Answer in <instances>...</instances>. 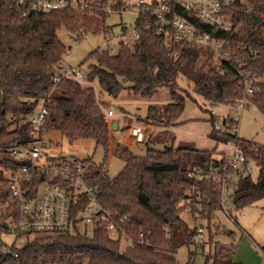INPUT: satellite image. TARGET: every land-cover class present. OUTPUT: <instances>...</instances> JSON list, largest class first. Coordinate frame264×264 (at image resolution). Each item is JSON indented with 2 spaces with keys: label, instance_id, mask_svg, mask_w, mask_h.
<instances>
[{
  "label": "trees",
  "instance_id": "obj_1",
  "mask_svg": "<svg viewBox=\"0 0 264 264\" xmlns=\"http://www.w3.org/2000/svg\"><path fill=\"white\" fill-rule=\"evenodd\" d=\"M249 1L253 9L239 4L227 10L234 23L232 29L206 25L207 31L226 40L225 46L232 54L229 61L217 63L211 50L203 46L178 45L170 52L158 35L148 32L139 39L135 50L124 45H119L115 53L101 48L94 50L87 58L95 63L90 64L85 82L63 79L55 84L54 75L63 68L67 52L58 31L65 28L75 39L88 32L106 34L111 29L106 25V14L82 13L70 8L40 13L29 6L20 9L22 5L15 0H0V180H4L7 170L24 164L11 154L10 147L36 136L45 140V132L51 129L59 130L71 142L93 139L106 155L111 152L125 162L123 170L111 178L103 176L104 165L93 166L88 161L90 158L82 160L98 200L113 210L121 223L116 235L101 224L91 226V230L89 225L82 226L77 216L83 207L77 204L73 227L66 231L16 235L26 237V244L11 246L2 236L12 233L19 211L12 202L9 207H1L11 200V188L3 181L0 184V264H180L177 248L190 243L195 230L190 229L181 215L180 205L187 204L188 192L198 184L203 193L209 194L203 202L205 216L201 217L209 223L214 219L211 215L222 207L218 185L196 182L187 172L194 166L210 169L223 165L228 152L219 151L220 144L237 141L248 162L254 160L259 167L256 179L250 172L239 174L232 195L233 205L241 209L264 197V145L237 138L230 131H216L211 112L210 138L216 143L211 149L187 142L176 144L172 131L180 124L187 99L192 98L190 92L178 93L179 80L192 84L193 92L210 103L234 104L245 98L247 105L256 106L264 114V0ZM241 69L255 78L250 93L245 92L239 75ZM94 80L102 93L116 99L126 90L149 100L161 101L167 94L170 101L149 104L143 119L163 128L154 136L150 134L147 144L162 143L164 149L148 148L140 155L117 139L102 109L109 106L97 98ZM43 103L47 104L49 114L45 129L37 133L28 118ZM223 122L226 125L231 121ZM129 123L130 120L125 128ZM43 179L44 176H38L36 182ZM209 236L213 241L210 227Z\"/></svg>",
  "mask_w": 264,
  "mask_h": 264
},
{
  "label": "built area",
  "instance_id": "obj_2",
  "mask_svg": "<svg viewBox=\"0 0 264 264\" xmlns=\"http://www.w3.org/2000/svg\"><path fill=\"white\" fill-rule=\"evenodd\" d=\"M21 6H29L40 13L74 9L78 12L101 11L103 14L124 12L122 0H15ZM246 5L253 9L249 0H140L133 7L138 19L134 28L123 29V34L116 35L112 29L107 31L104 46L101 49L115 53L119 45H124L135 50L139 39L148 32L158 35L172 52L178 45L203 46L211 50L212 57L217 62L229 61L231 51L226 48V40L206 30V25L218 29L230 30L234 23L231 13L227 10L235 5ZM257 13V11L255 12ZM83 33V31H81ZM84 34V33H83ZM117 43V46L114 44ZM179 54H176V58ZM239 75L244 84L245 92L253 90L255 78L246 70H239ZM63 79L83 81L84 77L79 67H63L54 75L53 81L58 84ZM240 109L247 105V100L235 103ZM106 121L113 130V123L119 118L129 119L128 139L139 143H147L150 138L147 124L140 120L138 115L120 111L115 113L111 108L102 107ZM214 114L213 110L210 111ZM49 108L43 103L37 112L29 116L28 122L37 133L46 127ZM229 121L233 124H215V130L220 132L230 131L237 138L238 116ZM231 151L224 157V164L204 169L201 166L191 167L187 175L197 182L215 183L219 187L221 201L226 218L237 222L236 210L233 205L232 195L234 185L240 173L248 174V157L237 141L230 142ZM46 141L36 136L25 142L17 143L10 147V152L17 159L24 162L18 169L6 171L4 180L11 188V200L6 201L1 207H9L10 202L18 206L19 217L13 223L12 233L15 235L66 231L73 227V212L75 205L83 209L77 216L82 226H95L101 224L111 234L116 235L121 229V223L116 219L113 210L105 208L97 198L96 190L89 183L86 166L64 157H51L46 153ZM248 164L246 165V163ZM108 160L104 164L105 177L108 175ZM38 176L45 179L36 182ZM199 191L189 196L188 209H200ZM0 207V210H1ZM13 220V217H11ZM194 241L204 242L206 228L201 221L194 223ZM169 233V232H168ZM170 234V233H169ZM11 251V250H9ZM17 257V253L14 254Z\"/></svg>",
  "mask_w": 264,
  "mask_h": 264
},
{
  "label": "rangeland",
  "instance_id": "obj_3",
  "mask_svg": "<svg viewBox=\"0 0 264 264\" xmlns=\"http://www.w3.org/2000/svg\"><path fill=\"white\" fill-rule=\"evenodd\" d=\"M140 0H122L124 5V12L108 13L105 16L106 25L113 30L116 35L123 34V29H132L135 27L138 19L137 13L133 12V7L139 3ZM153 1V0H146ZM162 1V0H156ZM105 14V13H104ZM58 35L62 42L67 46V52L63 57L62 67H79L81 69L83 77L88 74L90 70V64L95 63L93 59H87L89 55L98 48H102L106 40L105 33H93L88 32L80 39H75L65 28H61L58 31ZM117 46V43L114 44ZM217 62V61H216ZM218 63V62H217ZM83 81H85L83 79ZM181 87L178 93L187 95L189 92L191 97L186 101L185 110L180 117L181 121H186L188 128L190 129L192 138L186 139L191 142L182 140L179 142H187L195 146L211 149L215 147V141L210 138L212 131V123L208 120L210 111L213 110V117L216 122L221 126L224 125L223 119L230 120L233 117L238 116V136L241 139L248 140L259 145H264V114L254 105H248L240 109L234 104L227 103H210L206 101L201 95L193 92V85L188 84L184 80H179ZM93 85L97 90V98L103 101L113 109L115 113L123 110L133 115H138L140 120L144 122V117L147 113L148 105L155 103H168L169 97L167 94L162 96L161 101L158 98L146 99L140 95H135L126 91H123L119 98H111L105 93L100 91L97 80L93 81ZM167 91V89H162ZM205 104V105H204ZM41 106V104H39ZM207 110V114L203 109ZM40 108V107H39ZM38 108V109H39ZM126 110V111H125ZM121 127L119 129L110 128L114 132V136L124 141L128 135L129 129L127 126L128 118L118 119ZM189 120V121H187ZM147 124L148 132L153 133L163 131L156 126ZM232 127L233 124L229 122ZM127 138V137H126ZM162 139H165L162 136ZM185 139V138H182ZM168 140V139H166ZM46 141V153L51 157L58 158L63 156L76 162L82 163V160L89 159V163L93 166L104 165L108 160V175L113 178L117 176L125 167V162L113 156L111 152L107 155L102 147H97L93 139L82 138L73 142L63 135L57 129H51L45 132ZM178 142V143H179ZM129 143L126 141V144ZM134 143L131 149L136 154H145L148 148L162 150L165 145L162 143ZM231 143L222 147V144L218 146V149H223L225 152L231 151ZM221 148V149H220ZM249 166L251 167L250 173L252 178L256 179L259 174V167L254 160L249 159ZM104 168V166H103ZM87 168L85 172L87 173ZM105 170L103 169V172ZM197 182V181H196ZM199 191L200 209L197 211L189 210L187 204L181 206V215L189 224L191 230L194 228L195 221H201L206 228V237L204 242L194 241L188 244H182L177 248V259L180 264H264V197L255 201L252 204L244 206L241 209L236 210L237 222L226 218L224 211L216 210L214 216L209 223L206 219H202L205 215L202 214L204 210L203 202L209 198L208 193H203L200 185L196 184L188 192V195L195 196V193ZM188 196V197H189ZM188 203V201H187ZM222 204V201L220 200ZM209 227L212 229L213 241L210 240ZM89 226V230H91ZM218 229V230H217ZM33 237V236H32ZM4 242L9 245L15 244L17 247H23L26 244V237H16L14 233L5 234L2 236ZM209 241L212 243L210 244Z\"/></svg>",
  "mask_w": 264,
  "mask_h": 264
},
{
  "label": "crops",
  "instance_id": "obj_4",
  "mask_svg": "<svg viewBox=\"0 0 264 264\" xmlns=\"http://www.w3.org/2000/svg\"><path fill=\"white\" fill-rule=\"evenodd\" d=\"M201 109H203V108H201ZM123 111V110H122ZM126 111V110H125ZM203 111L207 114V116H208V113H207V111L205 110V109H203ZM127 112V111H126ZM226 118H224L223 119V121L225 120ZM187 121H189V120H187ZM116 122H118V129L121 127V124H120V122H119V120H117ZM188 123L186 122V121H181L180 120V124L178 125V126H176V127H173L172 128V131H173V133L175 134V137H176V144L179 142V141H182V140H185V141H188V142H191V141H189V140H186V139H191L192 138V135H191V132H189V130L190 129H187L188 128V125H187ZM186 126H187V128H186ZM210 136V135H209ZM182 138H185V139H182ZM126 141L127 142H129V143H127V145L129 146V147H131V146H133L134 145V143H131V141H132V139L130 140V139H128V138H126L125 137V139H124V143H126ZM133 142V141H132ZM192 143V142H191ZM223 146H225L224 144H222V147ZM196 147H198V146H196ZM198 148H201V147H198ZM202 149H206V148H202ZM221 149V148H220ZM219 150V149H218ZM219 151H224L223 149H221V150H219Z\"/></svg>",
  "mask_w": 264,
  "mask_h": 264
},
{
  "label": "water",
  "instance_id": "obj_5",
  "mask_svg": "<svg viewBox=\"0 0 264 264\" xmlns=\"http://www.w3.org/2000/svg\"><path fill=\"white\" fill-rule=\"evenodd\" d=\"M113 129H115V130L118 129V122L115 121V122L113 123Z\"/></svg>",
  "mask_w": 264,
  "mask_h": 264
}]
</instances>
